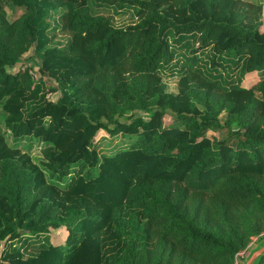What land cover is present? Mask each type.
<instances>
[{
  "label": "trees",
  "instance_id": "trees-1",
  "mask_svg": "<svg viewBox=\"0 0 264 264\" xmlns=\"http://www.w3.org/2000/svg\"><path fill=\"white\" fill-rule=\"evenodd\" d=\"M88 1L0 0L5 127L15 138L38 139L42 155L39 168L0 133V247L14 220H26L37 234L57 227L51 208L82 211L79 231L69 233L64 246L48 245L37 255L9 248L0 253V264H110L104 263L100 234L111 222H123L126 205L137 208L146 231L187 264H234L235 254L264 231L263 4L93 0L136 9V22L114 26L109 16L91 14ZM53 2L66 5L62 20L71 38L65 47H48L42 13ZM5 3L25 12L9 21ZM169 31L174 42L196 34L197 46L175 60L180 77L168 90L158 71L174 61ZM31 47L39 53L40 71L61 85L56 100L41 93L29 69H12ZM209 47L214 66L224 67L226 57L236 66L242 59L241 77L255 72L258 80L223 89L203 77L195 70L196 53ZM140 112L148 118L135 117ZM122 116L131 120L122 122ZM100 129L133 140L100 158L94 145ZM46 174L58 182L69 178L58 188Z\"/></svg>",
  "mask_w": 264,
  "mask_h": 264
},
{
  "label": "rangeland",
  "instance_id": "rangeland-1",
  "mask_svg": "<svg viewBox=\"0 0 264 264\" xmlns=\"http://www.w3.org/2000/svg\"><path fill=\"white\" fill-rule=\"evenodd\" d=\"M33 1L29 0V3ZM249 1L263 4L261 14L264 27V0ZM87 6L93 15L102 14L109 16L114 26H125L137 21L136 9L131 6H125L124 8L109 5L99 6L93 0H89ZM65 11L66 5L57 2L43 6L42 23L46 26V34L50 38L48 47H65L71 38V33L65 29L62 20ZM24 12V7L14 6L10 3L4 4V15L9 21L20 17ZM167 38L170 41L174 61L170 65H162L158 72L163 82H165L166 88L169 90L172 88L171 85L176 86L180 77L179 71L175 68L177 65L175 60H178V58L184 60L186 56L191 54V51L197 46V36L196 34L181 35L178 37V41L174 42L173 38L176 37L169 31ZM38 54L34 47L29 48L22 54L12 69H29L33 74L34 80L40 82L41 93L51 100H56L61 95V85H58L54 79L40 71V58ZM196 54L198 59L195 70L203 77L217 81L223 89H230L239 84L247 87L254 84L259 78L255 72L241 77L243 72L242 59H240V63L236 66L230 58L226 57L227 62H225V66L218 67L212 63L214 53L210 47L198 51ZM2 104L0 102V133L4 136L8 145L18 147L22 152L28 154L39 168H42L40 164L42 155L39 140L33 136H22L19 138L12 136L10 131L5 127L4 121L6 115L2 109ZM136 116L147 119L149 113L140 112ZM167 118L169 119V117ZM118 119L122 122H129L131 120L127 116H122ZM207 134L211 137H218L216 131H208ZM132 140L133 136L124 133L111 134L105 129H100L95 135L94 145L98 150L100 158H102L106 154L115 153L127 148ZM76 168L74 166L73 170H76ZM68 178L69 176L58 182L50 179L47 175V180L58 188H62L68 181ZM171 189L174 196L173 200L179 201L180 194L176 192L174 186ZM51 210H53V213L50 220L57 222V227H50L44 233L33 234L26 227V220L21 222L14 220L12 222V230L7 231L2 237L0 253L5 252L9 248H18L29 255H37L40 250L48 245L64 246L69 233L79 231L82 211L77 206L72 207V209H64L61 205L53 207ZM121 216L123 222H111L110 226L100 234L104 263L141 264L143 261H147L150 264H187L182 254L175 249H171L168 242L164 243L159 236H153V234L146 231V219L137 208L126 205L123 208ZM30 218L33 219L35 217L31 216ZM42 222L41 220L38 223L42 224ZM0 230H2L1 227ZM14 233L17 234V237L11 238V235ZM263 238L264 231L259 235L251 237L247 246L235 254L234 264H244L248 251Z\"/></svg>",
  "mask_w": 264,
  "mask_h": 264
},
{
  "label": "water",
  "instance_id": "water-1",
  "mask_svg": "<svg viewBox=\"0 0 264 264\" xmlns=\"http://www.w3.org/2000/svg\"><path fill=\"white\" fill-rule=\"evenodd\" d=\"M264 257V238L251 248L244 260V264H260Z\"/></svg>",
  "mask_w": 264,
  "mask_h": 264
}]
</instances>
